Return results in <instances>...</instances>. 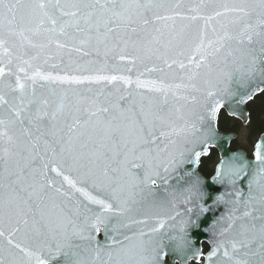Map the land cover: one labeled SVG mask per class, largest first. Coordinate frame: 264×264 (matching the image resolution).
Instances as JSON below:
<instances>
[{"label": "snow or ice", "instance_id": "1", "mask_svg": "<svg viewBox=\"0 0 264 264\" xmlns=\"http://www.w3.org/2000/svg\"><path fill=\"white\" fill-rule=\"evenodd\" d=\"M262 93L264 0H0V264H175L186 227L141 206ZM214 179L246 190L207 264H264V137Z\"/></svg>", "mask_w": 264, "mask_h": 264}, {"label": "water", "instance_id": "2", "mask_svg": "<svg viewBox=\"0 0 264 264\" xmlns=\"http://www.w3.org/2000/svg\"><path fill=\"white\" fill-rule=\"evenodd\" d=\"M246 104H233L232 107L229 108L226 103L225 107L222 110H224L228 116L239 119L243 124H247L249 121V112L246 108ZM233 112H235V114H233ZM245 115H247V120L245 119ZM217 132L218 135L212 141H210L208 145L207 154H202L199 159L195 161H193L191 157L185 158L184 162L177 166L176 171L171 173V178L168 180L167 184H164L162 181H158V188L155 191L154 196L150 197L142 205L149 206L152 203H161L163 198H165L167 195L170 197L175 196V194L179 195L182 202V208L179 211L170 209L169 217H174V219H170L168 228L169 235L179 234L180 228L182 226H185L187 231V238L191 241V249H187L184 253L176 255L175 264H184V259L186 258V256L191 255V250L195 248H199L204 253V257L198 260L192 259L191 261H189V264H198L201 262V260V264H207V254L214 246V243L220 239L219 231L221 225L223 224L221 217L226 216L229 212L232 211L234 207L232 203V201L234 200V196L232 195V193L236 189L246 190L245 184L239 181L236 185H231L227 182L226 179L223 181L214 179L216 177L218 167L222 161L228 159L233 154H240L243 155L245 159L254 161L256 144L262 137H264L263 132L254 144L252 158H249L246 151L243 149H238L235 151L230 149L232 141L237 137L236 132H225L223 130H220L218 128V122ZM211 148H215L217 150L221 159L216 166L215 174L210 179H206L199 172L198 167L201 158L209 155ZM182 150L183 145L179 141L175 145H170L169 148V151L173 154H176L177 156L178 153ZM180 177H182L183 179H180ZM195 177H199L201 181L200 191L203 193L202 199L198 195H194L189 192L191 180ZM93 194L101 195V197H103L102 193L93 192ZM190 195L191 199L188 200V202H185ZM209 195L212 196V200H208ZM220 196H223V201L217 202L216 198ZM76 198L83 199L78 194ZM201 204H203L205 207H208L210 211L200 213L199 205ZM90 207H92L94 211L98 210L97 206L90 205ZM189 209H192V211L189 212ZM192 221H195V226L192 225ZM217 221H220V223H217ZM98 239L103 241V238L101 239L98 237ZM203 243H206L208 245V250L206 252L203 251ZM41 258L49 260L46 252L42 254ZM173 258V254L169 253V264H172ZM32 264H35L34 260L32 261ZM49 264H55V262L53 260H49Z\"/></svg>", "mask_w": 264, "mask_h": 264}, {"label": "flooded vegetation", "instance_id": "3", "mask_svg": "<svg viewBox=\"0 0 264 264\" xmlns=\"http://www.w3.org/2000/svg\"><path fill=\"white\" fill-rule=\"evenodd\" d=\"M253 100H251V101H253ZM251 101H249L246 105V108L249 112V121H250L251 114H250V108L248 107V104ZM237 149H240V148H237ZM210 154H211V152H210ZM209 155H207L201 159L199 167H198L200 173L206 179H210L215 174L216 166L221 159L219 154L214 155L212 157V159L209 158ZM248 157L252 158V154H248ZM141 207H142V211H147L149 213V216H150V219L148 220L147 225L142 226V227H144V230L147 231L148 228L156 226V223L158 222V220L163 219L166 221V227H165L164 231H166L167 234L169 235L168 228H169V223H170V217H169L170 216V209H174V210L179 211L182 208V202H181L179 195L175 194V196H172V197L167 195L165 198H163L161 203H152L149 206H141ZM137 218L142 219L143 217L138 216ZM99 238L102 239L103 236L100 235ZM203 249H204V251L207 250L205 243H203ZM166 260L169 261V255H168V257H166Z\"/></svg>", "mask_w": 264, "mask_h": 264}, {"label": "trees", "instance_id": "4", "mask_svg": "<svg viewBox=\"0 0 264 264\" xmlns=\"http://www.w3.org/2000/svg\"><path fill=\"white\" fill-rule=\"evenodd\" d=\"M248 107L250 108L251 117L247 126L250 129V133L257 138L264 131V93L258 95L253 101H251L248 104ZM218 126L221 130L226 132L233 131L238 133L240 131V122L229 117L225 111L220 113ZM239 147L244 148L249 154H251V150L239 144L237 139L234 140L232 142L231 149L235 150ZM216 154L217 151L213 149L209 158L212 159V157Z\"/></svg>", "mask_w": 264, "mask_h": 264}, {"label": "rangeland", "instance_id": "5", "mask_svg": "<svg viewBox=\"0 0 264 264\" xmlns=\"http://www.w3.org/2000/svg\"><path fill=\"white\" fill-rule=\"evenodd\" d=\"M237 134V141L239 144L252 151L256 136H253L250 133L249 127L244 124H240V131Z\"/></svg>", "mask_w": 264, "mask_h": 264}]
</instances>
